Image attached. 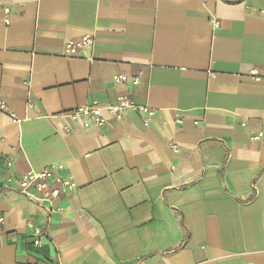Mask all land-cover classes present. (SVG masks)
I'll return each instance as SVG.
<instances>
[{"label": "crops", "instance_id": "crops-1", "mask_svg": "<svg viewBox=\"0 0 264 264\" xmlns=\"http://www.w3.org/2000/svg\"><path fill=\"white\" fill-rule=\"evenodd\" d=\"M119 93L152 123L70 120ZM0 97L13 171L59 162L77 183L60 211L0 189V264H264V0H0Z\"/></svg>", "mask_w": 264, "mask_h": 264}, {"label": "built area", "instance_id": "built-area-1", "mask_svg": "<svg viewBox=\"0 0 264 264\" xmlns=\"http://www.w3.org/2000/svg\"><path fill=\"white\" fill-rule=\"evenodd\" d=\"M4 12L9 13L10 8L5 7ZM5 23L9 24V19H5ZM94 37L86 34L78 38L68 39L61 51L66 56L78 55L85 48L93 47ZM250 74L255 80H261L262 76L256 69L250 70ZM113 81L118 84L131 83L138 85L139 79L130 78L125 74H117L113 76ZM108 112L111 118L121 120L128 111L138 112L145 125H150L156 115V109L147 105L137 103L128 93H119L116 102L113 104L102 105L96 100L78 105L68 111L71 121H80L83 128L90 127L102 128L108 125L109 120L104 112ZM0 112L16 119L13 111L8 103L0 97ZM66 132H71L73 127L71 124L64 125ZM263 133L259 132L252 135L253 139L262 138ZM173 150L177 151V147L173 146ZM14 157L11 154L0 153V189H10L17 191L29 201L47 205L50 210L60 211L61 207L56 206L55 202L64 194L77 188L74 177L69 173L63 163H52L40 170L29 169L21 174L13 171ZM0 221L4 222V217H0ZM29 227L35 237L34 244L40 245L42 237V228L34 222H29Z\"/></svg>", "mask_w": 264, "mask_h": 264}, {"label": "trees", "instance_id": "trees-1", "mask_svg": "<svg viewBox=\"0 0 264 264\" xmlns=\"http://www.w3.org/2000/svg\"><path fill=\"white\" fill-rule=\"evenodd\" d=\"M229 1L240 2V1H242V0H229Z\"/></svg>", "mask_w": 264, "mask_h": 264}]
</instances>
